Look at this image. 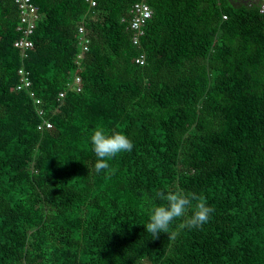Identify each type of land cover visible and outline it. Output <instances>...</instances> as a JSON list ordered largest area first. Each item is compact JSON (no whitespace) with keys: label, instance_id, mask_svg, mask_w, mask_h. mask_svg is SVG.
<instances>
[{"label":"trees","instance_id":"1","mask_svg":"<svg viewBox=\"0 0 264 264\" xmlns=\"http://www.w3.org/2000/svg\"><path fill=\"white\" fill-rule=\"evenodd\" d=\"M93 1L32 0L22 59L17 9L0 0V264H264V16L227 0H149L134 46L137 0ZM21 66L50 130L15 89ZM75 75L81 92L59 98ZM98 127L134 145L100 174ZM177 189L210 219L151 238L141 223Z\"/></svg>","mask_w":264,"mask_h":264},{"label":"clouds","instance_id":"2","mask_svg":"<svg viewBox=\"0 0 264 264\" xmlns=\"http://www.w3.org/2000/svg\"><path fill=\"white\" fill-rule=\"evenodd\" d=\"M89 142L96 157L93 166L96 174L108 170L112 159L134 147L132 140L123 132H108L103 127H98L91 133ZM158 196L162 203L150 207L147 222L141 223L144 225V232L151 238L160 233L170 234L174 238L185 229L199 228L208 222L213 211L203 202L194 204L197 200L195 193L189 196L177 189L158 193Z\"/></svg>","mask_w":264,"mask_h":264},{"label":"built area","instance_id":"3","mask_svg":"<svg viewBox=\"0 0 264 264\" xmlns=\"http://www.w3.org/2000/svg\"><path fill=\"white\" fill-rule=\"evenodd\" d=\"M18 12V23L16 32L18 33L17 39L13 42V47L20 53L22 59H26L28 52L33 47L31 37L33 36L36 23L39 19L38 9L32 2V0H13ZM91 7L95 6L93 0H87ZM248 6H255L262 16H264V0H247ZM152 17V10L149 6V0H137L130 8V19L128 22V28L131 32V42L134 46L140 45V40L144 36V29L147 22ZM223 19H226L224 16ZM78 46L80 47V53L77 56L76 64L79 65L83 55L88 51V38L85 33L83 24H80L77 28ZM135 63L138 65L145 64L144 55L141 54L135 59ZM18 83L15 87L17 91H24L28 94L35 107L36 113L40 118V122L37 125L39 131L50 130L52 125L44 118V110L41 107V100L36 97L32 91V83L30 80L29 72L25 67L21 66L17 69ZM81 80L78 75L74 76L72 82L66 85L65 90L59 93V98L65 96L66 91L81 92Z\"/></svg>","mask_w":264,"mask_h":264},{"label":"crops","instance_id":"4","mask_svg":"<svg viewBox=\"0 0 264 264\" xmlns=\"http://www.w3.org/2000/svg\"><path fill=\"white\" fill-rule=\"evenodd\" d=\"M227 2L234 6L247 4V0H227Z\"/></svg>","mask_w":264,"mask_h":264}]
</instances>
